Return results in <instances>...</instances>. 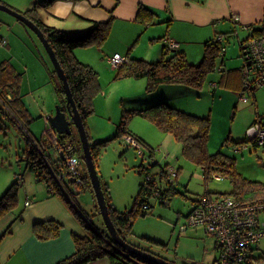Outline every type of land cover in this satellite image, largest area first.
<instances>
[{
    "label": "rangeland",
    "instance_id": "rangeland-1",
    "mask_svg": "<svg viewBox=\"0 0 264 264\" xmlns=\"http://www.w3.org/2000/svg\"><path fill=\"white\" fill-rule=\"evenodd\" d=\"M0 15L6 18L0 19V31L8 39L7 46L0 45V66L6 61L23 74L21 93L33 119L28 129L36 140H42L50 126L48 117L56 114L60 102L51 78V60L42 42L30 28L4 11L0 10ZM105 45L78 48L75 55L99 73L101 90L94 98L95 111L87 120V128L92 143L109 140L106 145L99 146L98 173L110 187L114 206L120 211L133 207L140 185L146 181V174L140 175L138 172L142 165L150 167L153 162H158L162 167L174 168L179 172L175 179L179 193L168 204H161L156 197L150 198V214L136 219L133 226L135 235L131 240L145 248H152L174 264H217L219 253L215 238L206 234L202 228L190 227L182 232L180 225L186 223L194 203L204 195H229L236 198L235 193L241 191L238 187L241 183L234 185L224 176L222 181L212 176L206 178L203 167L184 155L182 145L175 137L146 118L135 116L127 125L128 132H133L145 141L146 145L142 144L141 152L128 145L124 136H116L124 110L144 109L148 103L167 97L183 111L210 117L209 154L222 151L224 155L236 159V168L243 179L264 183V148L254 147L250 142L242 147L239 144L248 141L247 131L256 119L254 106L241 100L242 91L223 84L215 88L213 82L221 81L220 71L211 73L202 89H188L190 91L186 92L181 87H160L148 92L147 79H116L118 69L108 63L110 54ZM227 47L226 64L222 65L221 60H218V67L241 68L244 60L237 40L232 38ZM138 53L145 55L150 51L140 49ZM36 83H41V86L34 89ZM261 91H264V87L259 88L256 94ZM246 97L253 101L249 94ZM0 108L1 199L21 175L25 183L30 178L35 184L46 183L38 181L32 171L33 164L28 160L30 143L26 134L11 121L4 103L0 102ZM19 125L25 124L19 120ZM228 138L230 141L226 143ZM77 139V153L82 157L84 149L80 136ZM39 157L40 154L37 159ZM158 171H161L160 166L155 168L154 173ZM24 181L19 185L17 206L21 203ZM252 197L248 195L247 199ZM75 199L88 216H93L89 205L93 206L97 199L91 189L81 191ZM100 218L102 216L98 215L90 217V220L96 227L103 229V219L97 221ZM254 258L264 260V239L256 248Z\"/></svg>",
    "mask_w": 264,
    "mask_h": 264
},
{
    "label": "trees",
    "instance_id": "trees-1",
    "mask_svg": "<svg viewBox=\"0 0 264 264\" xmlns=\"http://www.w3.org/2000/svg\"><path fill=\"white\" fill-rule=\"evenodd\" d=\"M55 1L56 0H38L30 10L19 12L31 19L41 29L56 54L67 76L73 98L83 119L91 144L94 163L98 170L101 152L99 146L106 145L109 140L92 143L87 128V120L95 111L94 98L101 90L99 73L90 65L82 63L76 57L75 50L92 46L102 47L111 36L113 18L105 22L92 21L88 29L79 33H69L48 25L39 14L40 9L50 6ZM137 20L146 26L155 25L158 23V15L153 10L141 4L137 13ZM251 29L252 31L249 36L264 35V27L251 26ZM226 46L224 38L222 40L216 38L215 40L207 42L203 60L199 64H192L184 51L178 50V48L170 49L165 43L162 58L160 60L151 62L145 59L128 58V61L118 68L116 79H147L148 92L156 90L161 85H182L190 89L199 90L203 88L211 73L220 71L222 77L219 85L223 84L234 87L236 82L231 81H236L242 77L241 68L227 70L221 65L218 67L217 63L218 60H221V63L223 62L222 65L224 64L226 60ZM223 49H225V51H223ZM223 52L225 53L223 54ZM50 73L59 96L60 102L58 106L61 107L63 112H65L70 119L63 83L58 78L53 64ZM22 77L23 74L18 73L12 64L6 61L1 64L0 100L1 103H4L8 108L11 121L16 126H19L18 120H21L25 124L24 126L27 131H29L28 127L33 119L31 118L30 111L21 93ZM255 91L256 90H254V92ZM254 92L252 94H254ZM0 111H2L1 108ZM135 116L146 118L156 124L161 130L173 135L182 145L184 155L203 167L206 178L210 176L214 178L213 176L218 174L223 179H225L224 177L229 178L234 185L241 183V186H238L241 191L235 193L237 200L245 202L264 198V183L250 182L243 179L236 168V159L224 155L222 151L216 154L208 153L211 132L210 117H202L188 113L162 100L144 109L124 110L116 138L119 136L131 135L134 136L141 145L143 144L138 136L127 130L129 121ZM259 119L261 118L259 117L258 120ZM71 128L73 134L70 136H61L60 138L63 142L73 143L75 147L78 148L76 141L79 139H77L79 135L73 122L71 123ZM19 129L23 134H26L25 137L30 143L28 160L33 164L32 171L37 174V170L44 164V161L41 157L37 159L39 154L32 143L31 137L24 132L22 127H19ZM29 133L33 136L30 131ZM228 141H230V138L226 140V143ZM246 143L248 144L249 141L239 142L241 145L240 147ZM252 145L258 147L254 143H252ZM80 158L82 160L81 174L85 181L84 190L91 189L94 198H96L89 173L85 166L84 155L82 157L80 156ZM158 166L161 167V171L154 173L155 168ZM138 172L140 175L146 174V181L140 185V191L135 198L133 207L123 211L118 210L114 206L110 187L103 182L101 177L100 179L110 217L121 238L128 243L146 250L143 246L131 240L135 235L133 226L136 219L138 217H146L150 214L152 205L149 199L154 197L156 191H159V196H157L156 199H158L161 204H168L179 192L175 187V183H171L167 179V167H162L158 162H153L150 167L142 165L138 169ZM19 185L18 180L11 186L6 195L0 199V219L16 210L18 207ZM56 190V195L60 196L70 206L74 215L87 233L85 236L74 235L76 252L57 264H89L103 258H108L110 264H140L137 258L114 242L112 236L106 229L104 221H102V225L104 226L103 229L96 227L92 223L90 217L102 216L98 205H96V213L93 214V216H88L87 213L76 204L75 198L80 193L72 196V203L58 187H56ZM246 192H250L251 194ZM248 195L253 197L247 199ZM62 228L63 226L59 222L55 220H46L36 223L34 225V232L39 239L48 240L57 237ZM263 261L264 260L261 259L257 260L258 263ZM251 264L253 263L251 262Z\"/></svg>",
    "mask_w": 264,
    "mask_h": 264
},
{
    "label": "crops",
    "instance_id": "crops-1",
    "mask_svg": "<svg viewBox=\"0 0 264 264\" xmlns=\"http://www.w3.org/2000/svg\"><path fill=\"white\" fill-rule=\"evenodd\" d=\"M37 1L0 0V3L26 12ZM141 4L158 15L157 24L146 26L137 20ZM39 14L48 25L69 33L88 29L92 21L105 22L113 18L112 33L105 45L110 54L108 59L120 54L126 58H146L155 62L162 58L165 38H171L192 64H199L204 58L206 43L219 35L223 36L227 46L234 38L240 47L242 40L252 31L245 26L259 27L264 23V0H56L40 9ZM0 19L6 18L0 15ZM0 34L6 36L1 31ZM140 49H147L150 53L139 55ZM231 82H236L232 88L242 91V77ZM213 84L218 88L219 83ZM40 86L41 83H36L33 88ZM160 87H181L185 92L190 91L182 85ZM256 91L249 94L253 101L250 99L245 103H252L256 110L252 124L259 117L264 119V91L258 94ZM162 100L176 106L167 97L154 100L147 106ZM27 201H30L29 205H26ZM20 202L16 210L0 219V264H57L76 252L74 235L85 236L87 233L60 196L50 194L46 184H35L30 178L26 183L24 181ZM96 205L95 201L93 206L89 205L93 214L96 213ZM46 220H55L63 228L57 237L42 240L36 236L34 225ZM89 264H110V261L103 258Z\"/></svg>",
    "mask_w": 264,
    "mask_h": 264
},
{
    "label": "built area",
    "instance_id": "built-area-1",
    "mask_svg": "<svg viewBox=\"0 0 264 264\" xmlns=\"http://www.w3.org/2000/svg\"><path fill=\"white\" fill-rule=\"evenodd\" d=\"M259 27L263 28L264 23ZM245 28L252 30L251 26ZM222 39L223 36L219 35L218 40ZM164 41L170 49L179 48V44L171 38H165ZM0 45H8V39L1 34ZM240 51L244 60L241 67V100L249 103L250 98L246 95L264 87V35L249 36L241 42ZM127 61L128 58L120 54L108 59L109 64L117 69ZM19 127L31 137L44 161L37 170V179L46 183L50 194L56 195L58 187L73 203L72 196L85 191V181L81 174L82 160L75 145L63 142L61 135L51 125H48L41 141L31 136L25 126ZM247 139L250 143L264 148V119L257 120L249 127ZM124 141L141 152L142 145L134 136L125 135ZM178 174L174 168H167V179L171 183H175ZM213 177L218 181L224 180L218 174ZM20 183L23 184L22 175L19 177ZM157 196L159 191L154 193V197ZM29 204L30 201H27L26 205ZM186 219V223L180 225V231L190 227L202 228L206 234L215 238L216 250L219 253L217 264H251L255 261L254 252L264 239V198L242 202L229 195L206 194L194 203Z\"/></svg>",
    "mask_w": 264,
    "mask_h": 264
},
{
    "label": "water",
    "instance_id": "water-1",
    "mask_svg": "<svg viewBox=\"0 0 264 264\" xmlns=\"http://www.w3.org/2000/svg\"><path fill=\"white\" fill-rule=\"evenodd\" d=\"M0 10L17 18L19 21L24 23L37 35V37L40 39V41L42 42L43 46L47 51V54L54 66V69L57 72L58 78L63 83V87L66 93L67 107L71 120L67 117L66 113L63 112L61 107L58 106L56 110V114L49 116L48 121L51 127L54 128L57 131V133L60 134L62 137L70 136L71 134H73V130L71 128L72 122L77 128V131L81 139L82 147L84 149V162L89 173V177L93 186L95 197L97 199V205L101 211V215L104 224L106 226V229L108 230L109 234L112 236L114 242L118 244L120 247H122L129 254H132L135 258H137L140 264H174L168 261L167 259L158 257L155 254H152L149 251L137 247L134 244L128 243L123 238H121L109 214V209L102 188L101 179L98 170L96 168V165L94 163L93 155L91 152V144L89 141V137L87 135V131L83 119L81 117V114L79 113V110L73 98V94L70 89L67 76L63 68L61 67L60 62L58 61V58L53 48L49 44L48 40L46 39L41 29L23 13L16 11L13 8L3 3H0ZM259 264H264V262Z\"/></svg>",
    "mask_w": 264,
    "mask_h": 264
},
{
    "label": "flooded vegetation",
    "instance_id": "flooded-vegetation-1",
    "mask_svg": "<svg viewBox=\"0 0 264 264\" xmlns=\"http://www.w3.org/2000/svg\"><path fill=\"white\" fill-rule=\"evenodd\" d=\"M145 248V247H144ZM146 249V251H149V252H151L152 254H155L156 256H158V257H161V258H164L162 255H160L159 253H156L155 251H153V249L152 248H145ZM164 259H166V258H164ZM264 262V261H263ZM263 262H259V263H263ZM258 262H257V260H255L254 262H253V264H259Z\"/></svg>",
    "mask_w": 264,
    "mask_h": 264
},
{
    "label": "bare ground",
    "instance_id": "bare-ground-1",
    "mask_svg": "<svg viewBox=\"0 0 264 264\" xmlns=\"http://www.w3.org/2000/svg\"><path fill=\"white\" fill-rule=\"evenodd\" d=\"M245 40V39H244ZM221 42V41H220Z\"/></svg>",
    "mask_w": 264,
    "mask_h": 264
}]
</instances>
